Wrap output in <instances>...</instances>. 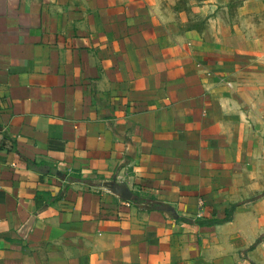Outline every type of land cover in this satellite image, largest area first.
Wrapping results in <instances>:
<instances>
[{"label": "crops", "instance_id": "0c3cea01", "mask_svg": "<svg viewBox=\"0 0 264 264\" xmlns=\"http://www.w3.org/2000/svg\"><path fill=\"white\" fill-rule=\"evenodd\" d=\"M0 264H264V0H0Z\"/></svg>", "mask_w": 264, "mask_h": 264}, {"label": "water", "instance_id": "95a60500", "mask_svg": "<svg viewBox=\"0 0 264 264\" xmlns=\"http://www.w3.org/2000/svg\"><path fill=\"white\" fill-rule=\"evenodd\" d=\"M111 192L123 201L134 200L132 192H130L124 185L113 186Z\"/></svg>", "mask_w": 264, "mask_h": 264}, {"label": "trees", "instance_id": "16d2710c", "mask_svg": "<svg viewBox=\"0 0 264 264\" xmlns=\"http://www.w3.org/2000/svg\"><path fill=\"white\" fill-rule=\"evenodd\" d=\"M135 204H139V203H141V201H140V199H137L135 202H134ZM157 207V206H156ZM159 207V206H158Z\"/></svg>", "mask_w": 264, "mask_h": 264}, {"label": "built area", "instance_id": "2783aa9c", "mask_svg": "<svg viewBox=\"0 0 264 264\" xmlns=\"http://www.w3.org/2000/svg\"><path fill=\"white\" fill-rule=\"evenodd\" d=\"M126 205L128 206V205H129V203H128V202H126Z\"/></svg>", "mask_w": 264, "mask_h": 264}]
</instances>
